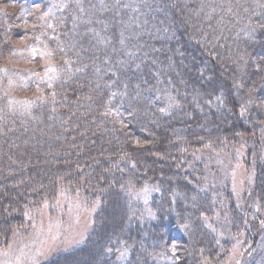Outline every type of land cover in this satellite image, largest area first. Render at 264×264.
I'll use <instances>...</instances> for the list:
<instances>
[{
    "label": "trees",
    "instance_id": "trees-1",
    "mask_svg": "<svg viewBox=\"0 0 264 264\" xmlns=\"http://www.w3.org/2000/svg\"><path fill=\"white\" fill-rule=\"evenodd\" d=\"M59 1L0 10V57L22 35L40 40L55 14L67 35L50 46L63 60L50 103L22 118L0 91V241L67 191L99 205L95 226L48 264H221L228 243L214 235L219 209L198 159L257 140L264 0ZM219 92L222 108L202 104Z\"/></svg>",
    "mask_w": 264,
    "mask_h": 264
},
{
    "label": "rangeland",
    "instance_id": "rangeland-1",
    "mask_svg": "<svg viewBox=\"0 0 264 264\" xmlns=\"http://www.w3.org/2000/svg\"><path fill=\"white\" fill-rule=\"evenodd\" d=\"M59 2L64 7L72 4V0ZM10 7L0 0V10ZM61 22L55 14L46 21V34L41 35L40 40L22 35L12 40L11 56L0 57L3 65L0 66V91H3L10 110L22 118L31 116L38 104L50 103L52 87L61 78L60 63L63 60L57 61L50 47L53 41L57 43L67 37L62 34L65 30ZM42 53L51 55L42 56ZM49 67L54 71L47 75L53 78L41 80ZM224 97V93L219 92L201 97V101L209 110H219L224 106ZM257 121V140L243 141L232 153L207 150L198 159L204 164L207 190L219 209L211 225L215 229L214 235L220 243H228L229 252L225 253L227 257L221 264H264V122ZM220 184L222 192L217 193ZM225 189L229 190L230 197H224ZM98 210L99 205L89 204L81 193L71 195L59 191L53 201L44 202L28 213L25 228L7 243L0 241V264H48L73 253L87 242ZM127 258L128 255L121 256L122 262ZM165 263L163 258H158L153 264Z\"/></svg>",
    "mask_w": 264,
    "mask_h": 264
},
{
    "label": "snow or ice",
    "instance_id": "snow-or-ice-1",
    "mask_svg": "<svg viewBox=\"0 0 264 264\" xmlns=\"http://www.w3.org/2000/svg\"><path fill=\"white\" fill-rule=\"evenodd\" d=\"M10 2H15V0H10ZM47 15V14H46ZM32 52H33V54H35V52H36V49H32ZM42 56L43 55H51V53H42L41 54ZM52 71H54V69H52V68H47V69H45V76L44 77H41V80H43V79H45V78H47V79H52L53 77H48V72H52ZM51 85L49 84V87H50ZM113 95H115V93H113ZM161 111H164V109H161Z\"/></svg>",
    "mask_w": 264,
    "mask_h": 264
}]
</instances>
